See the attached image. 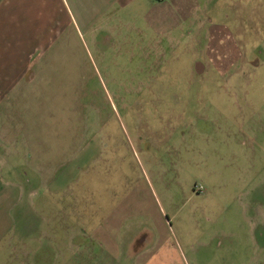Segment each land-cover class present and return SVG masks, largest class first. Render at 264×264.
Listing matches in <instances>:
<instances>
[{
    "label": "rangeland",
    "instance_id": "374dc122",
    "mask_svg": "<svg viewBox=\"0 0 264 264\" xmlns=\"http://www.w3.org/2000/svg\"><path fill=\"white\" fill-rule=\"evenodd\" d=\"M61 2L40 87L0 103V138H12L0 180L23 187L32 153L62 168L60 183L74 178L61 196L37 187L42 207L22 199L1 222L17 264H86L88 218L102 214L123 215V248L159 261H218L238 235L245 251L230 257L263 263L264 0H175L121 33L78 30Z\"/></svg>",
    "mask_w": 264,
    "mask_h": 264
},
{
    "label": "crops",
    "instance_id": "0c3cea01",
    "mask_svg": "<svg viewBox=\"0 0 264 264\" xmlns=\"http://www.w3.org/2000/svg\"><path fill=\"white\" fill-rule=\"evenodd\" d=\"M174 1L72 0V3L75 6V25L78 30L83 28L91 32L110 29L111 31H109L113 33L115 29L127 27L128 17L132 14L145 15L142 17V21H146L147 25L152 26L160 21L158 15L168 14L167 9L175 3ZM58 5L63 6L61 0H0V103L10 101L9 99L13 98L12 95L23 94L25 96L28 93H34L40 87L49 46L43 35L45 36V29L52 19V12ZM147 15L149 16L147 17ZM117 31L121 33L122 30H116L115 33ZM109 36L111 35H108L107 38ZM11 139L10 136L0 138L1 141L7 143H11ZM4 151L6 155L1 162L7 166L8 173L13 176L15 168L13 161L9 160L10 149ZM27 153L28 150L24 155ZM28 156L30 161L24 160L27 162L24 168H27L29 174L25 178L23 177L25 184L23 187L12 184L9 178L0 180V264H17L14 241H10L13 235H9L5 228H1V222H9V214L12 209L22 199L24 206L32 202L36 206L42 207L45 199L30 200V196H34V189L40 187L42 192L52 190L54 195L58 196V194H62V191L65 192V189H68V182L74 180V178H68L70 180L66 184H64L65 182L60 183L57 179L58 174L62 171L60 166L53 167L48 160L42 156H36L35 153L28 154ZM33 177L35 181H33ZM83 191L87 193V189ZM91 198L92 195H89V201ZM65 200V198H57L58 202ZM123 220V215L118 214L111 217L102 214L94 219L88 218V222L91 221L93 228L91 224L88 232L90 241L86 251L88 253L86 264H170L159 261L162 259V255L157 249L123 248L118 239ZM158 223L164 227L167 224L163 217H157ZM251 235L254 237L253 233ZM234 238L230 245H222L220 242L216 248L218 261L206 262L205 260L200 264H264V262L261 263L255 259L245 263L239 257L231 258L230 256H239L245 251L241 246L240 237L236 235ZM249 240H251L250 237ZM262 249L264 251V245ZM29 255H31V251L25 249V257ZM28 259H24L18 264H27ZM70 264H75V262L71 261Z\"/></svg>",
    "mask_w": 264,
    "mask_h": 264
}]
</instances>
